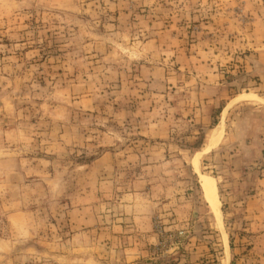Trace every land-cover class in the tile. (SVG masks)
Here are the masks:
<instances>
[{
  "label": "rangeland",
  "instance_id": "rangeland-1",
  "mask_svg": "<svg viewBox=\"0 0 264 264\" xmlns=\"http://www.w3.org/2000/svg\"><path fill=\"white\" fill-rule=\"evenodd\" d=\"M0 264H264V0H0Z\"/></svg>",
  "mask_w": 264,
  "mask_h": 264
},
{
  "label": "bare ground",
  "instance_id": "bare-ground-1",
  "mask_svg": "<svg viewBox=\"0 0 264 264\" xmlns=\"http://www.w3.org/2000/svg\"><path fill=\"white\" fill-rule=\"evenodd\" d=\"M199 156H200V154L198 153L195 156V158H194V167H195L197 173H199V167H198V158H199ZM200 177H201V180H202L201 181L202 187L206 191V195H207L206 197L208 199V202L210 203V207L213 210L216 222H217V224H220L222 222V214H221L220 205H219V202H218V199H217V190L215 189L214 186L210 185L208 177H206L204 175H201ZM224 236H225V240H226V247H227V250H228L229 249V244H228L227 235L224 233Z\"/></svg>",
  "mask_w": 264,
  "mask_h": 264
}]
</instances>
